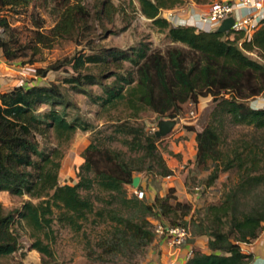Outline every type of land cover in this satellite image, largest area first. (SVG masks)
<instances>
[{
	"label": "trees",
	"instance_id": "trees-1",
	"mask_svg": "<svg viewBox=\"0 0 264 264\" xmlns=\"http://www.w3.org/2000/svg\"><path fill=\"white\" fill-rule=\"evenodd\" d=\"M37 1L0 0V47L6 59L33 64L44 49L61 41L84 44L73 56L36 72L40 78L52 71L67 72L63 83L99 105L109 114L110 125L97 130L61 83L18 85L0 93V194L38 200H27L14 210L0 200V264L20 250L16 224L48 239L55 223L73 232L104 225L107 229L94 244L88 239L87 256L105 262L108 257L136 258L143 253L157 239L155 222L190 227L189 242L197 236L208 238L211 253L194 249L185 264H250L254 256L241 245L264 231V107L252 105L264 95V19L248 40L234 29L219 33L175 26L162 15L185 1L204 6L216 0H137V11L171 45L165 51L148 44L124 50L105 47L91 37L104 17L113 21L121 12L113 0H98L93 6L85 0H44L52 6L55 22L47 29L45 19L34 16V29L24 41L6 12L20 13ZM88 86H99L102 92ZM204 97H212L214 104L210 120L202 130L188 128L195 132L194 170L210 169L208 186L231 170L237 171V181L226 187L219 202L197 208L171 194L175 189L157 194L153 201L130 194L128 186L137 174L174 175L158 150L160 139L138 123L143 112L177 118L185 104L197 106ZM115 110L124 117H114ZM227 123L247 127L252 134L230 143ZM78 130L92 131L93 137L83 154L79 181L62 184V159ZM114 142L127 149L114 147ZM32 236L31 248L53 258L51 242Z\"/></svg>",
	"mask_w": 264,
	"mask_h": 264
},
{
	"label": "rangeland",
	"instance_id": "rangeland-1",
	"mask_svg": "<svg viewBox=\"0 0 264 264\" xmlns=\"http://www.w3.org/2000/svg\"><path fill=\"white\" fill-rule=\"evenodd\" d=\"M96 1L98 0H85V2L91 6H93ZM113 2L115 5L121 7V12L114 15L113 21H110L108 17H104L102 22L97 25L96 33L91 35L93 39H96L97 43H101L105 47H115L124 50H131L142 44H148L152 49L159 48L165 51L171 45L165 34L137 11L139 8L137 0H113ZM189 4L190 2L185 1L182 6L177 7V9L173 11L176 14H180L183 9L189 7ZM50 7L48 8L46 6L44 0H38L35 5L21 9L20 13L14 11L6 13L9 15L12 25L18 27L21 39L27 41L31 36V31L34 29L32 24L34 16L44 18L46 22L45 27L47 29L53 26L56 17L50 13ZM182 14L184 15L183 12ZM171 23L174 24L172 21ZM83 45H78L71 40H64L57 43L52 49H44L36 56V62L33 64H23L20 62L22 60H18V62H20L22 67H29L32 70L27 76V82L35 84L61 83L69 99L79 107L81 114L97 125V130H106L110 125L108 122L110 119L109 114L103 112L99 105L92 103L87 95L77 93L71 90L69 85L64 84L63 79L68 75L67 72L52 71L45 78H40L36 72L37 68H45L58 59H62L66 56H73L79 50L83 49ZM125 66L126 68L130 67V63L126 62ZM112 80L113 78L106 81ZM87 89H91L94 93L102 92L99 86H88ZM262 97L263 96H261V98ZM257 101H259L258 98L252 102L253 107H257ZM213 106L212 97L201 98L197 106L191 103L184 105V111L176 118L178 120V125L174 131L170 135L160 138L157 142L159 152L164 156L167 164L176 170V174L166 178L154 176L147 172L137 174L146 181L145 184L147 187L152 186V188L157 190L159 195H161V192L167 195L170 189H175V192L173 191L171 194L179 199L180 195H178L177 188L172 185L177 182L182 183L184 184V189L192 196L191 202H193V205L197 208L209 203L219 202L226 187L237 181V171L231 170L221 172L215 183L208 186L207 178L210 169L200 171L194 170L196 144L192 139V134L195 132L188 128L194 127L196 130H202L210 120V113ZM112 115H114V117L123 115L124 117V113L118 110L112 111ZM161 118L162 117H159L153 111L147 110L143 112L138 123H142L146 131L155 133L157 130V123ZM250 134H252V130L247 127L227 123L226 136L230 143L238 138L249 136ZM92 137V131L83 132L78 130L76 132L62 159V167L60 170V182L62 184L73 185L79 181V169L85 161L83 154L90 144ZM113 146L123 150L127 149L120 142H114ZM148 188H143L145 191L143 199L151 201V198L148 196ZM128 189L130 194H135L132 185L128 186ZM0 200L8 210L22 207L27 200H33L34 202L38 201L31 199L28 195L16 196L11 195L9 192L0 194ZM184 201L190 202L188 199H184ZM15 228L21 239L20 250L9 257L2 258L1 262L5 264H160L159 262H161L160 256L158 257L156 252V247L152 245L147 247L143 253L139 254L136 258L124 256L108 257V260L105 262L88 258V239L94 244L97 238L107 229L104 225L96 227L87 225L84 232H73L69 227L55 223L54 233L51 234V239L45 238L41 233H35L27 225L20 226L16 224ZM33 234L44 237L45 242H51L54 251L53 258H44L39 251L31 248L35 240L32 236Z\"/></svg>",
	"mask_w": 264,
	"mask_h": 264
},
{
	"label": "built area",
	"instance_id": "built-area-1",
	"mask_svg": "<svg viewBox=\"0 0 264 264\" xmlns=\"http://www.w3.org/2000/svg\"><path fill=\"white\" fill-rule=\"evenodd\" d=\"M243 9H246L247 12L242 13L241 11ZM162 14L169 21L174 22L175 26L193 25L201 29H203L204 26L217 29L225 19L233 16L236 19L233 29L244 32V39L250 40L253 33L259 28L264 19V0H216L211 4L209 12L199 14L197 17L192 15V17L189 18H182V15L176 14L173 10H164ZM242 41L240 43L241 45ZM23 71L24 75L27 76L32 70L24 66ZM18 84L32 85L33 83L27 82V80L22 78ZM175 174L176 170H174V175ZM134 193L141 199L145 196V191L139 188H134ZM155 232L157 236H163L168 239L175 255H177L179 250L193 238L190 227L168 226L161 222H155ZM192 253L193 250L189 251V258L192 256Z\"/></svg>",
	"mask_w": 264,
	"mask_h": 264
},
{
	"label": "crops",
	"instance_id": "crops-1",
	"mask_svg": "<svg viewBox=\"0 0 264 264\" xmlns=\"http://www.w3.org/2000/svg\"><path fill=\"white\" fill-rule=\"evenodd\" d=\"M210 7L211 4L202 6L190 2L189 7L187 9H183V11L181 10L184 13V15L182 14V12L180 13V15H182L181 16L182 18H189L192 17V15L194 17H197L199 14H205L209 12ZM241 12L246 13L247 10L243 9ZM203 30L210 31L214 29H211L209 26H204ZM23 70L24 67L21 66L20 62L18 61L10 62L7 60L2 48L0 47V93L10 90L15 86H18L20 79L23 78L24 80H26L29 74L25 76ZM36 84H43V83H36ZM32 85H35V83H33ZM262 98L261 97L258 98L259 101H257L256 108L264 107V95ZM192 139L195 142V133L192 134ZM145 182H146L145 180L141 179L140 184H142L144 189L149 187V186L147 187ZM177 183L173 184L172 186L177 188L178 195H180V198L178 200L184 201V199H188L191 202L192 196L186 189H184V184L182 183L177 184ZM148 189H149L148 196L151 198V201H153L156 195L158 194V192L155 188H152V186L149 187ZM160 194L161 196H165L164 192H161ZM152 246L156 247V252L158 254V257L160 256V261H161L159 262L160 264H185L189 259V251L194 249H199L205 253H211V250L208 246V238L206 236L195 237L194 241L189 242L188 244L183 246L182 249L179 250L177 255L174 254L173 248L169 244L168 239L166 237L157 236V239L154 242V244H152ZM241 247L243 252L247 254H252L254 256L250 264H264V231L262 232L260 237L253 240L250 243H243Z\"/></svg>",
	"mask_w": 264,
	"mask_h": 264
},
{
	"label": "water",
	"instance_id": "water-1",
	"mask_svg": "<svg viewBox=\"0 0 264 264\" xmlns=\"http://www.w3.org/2000/svg\"><path fill=\"white\" fill-rule=\"evenodd\" d=\"M236 23L235 17L231 16L225 19L221 25L216 29L219 33H226L231 31ZM178 125V120L176 118H161L157 123V130L155 131L157 138H164L170 135L176 126ZM142 177L137 175L133 179L132 186L134 188H139Z\"/></svg>",
	"mask_w": 264,
	"mask_h": 264
}]
</instances>
